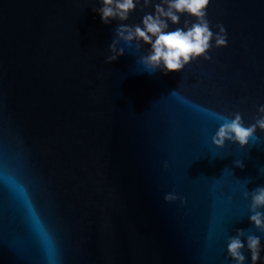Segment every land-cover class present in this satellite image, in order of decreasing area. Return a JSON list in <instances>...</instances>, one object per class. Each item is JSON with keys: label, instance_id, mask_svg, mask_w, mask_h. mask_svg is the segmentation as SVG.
I'll use <instances>...</instances> for the list:
<instances>
[{"label": "water", "instance_id": "obj_1", "mask_svg": "<svg viewBox=\"0 0 264 264\" xmlns=\"http://www.w3.org/2000/svg\"><path fill=\"white\" fill-rule=\"evenodd\" d=\"M100 7L0 0V264H235L238 229L245 245L260 237L264 264L244 196L264 186V131L218 148L223 121L201 111L239 112L245 126L260 115L264 0H210L227 46L213 40L211 60L167 74L139 62L143 42L121 41L106 63L121 22L103 23ZM151 12L137 5L123 23Z\"/></svg>", "mask_w": 264, "mask_h": 264}, {"label": "clouds", "instance_id": "obj_2", "mask_svg": "<svg viewBox=\"0 0 264 264\" xmlns=\"http://www.w3.org/2000/svg\"><path fill=\"white\" fill-rule=\"evenodd\" d=\"M102 7L93 9L98 12L103 23L108 24L112 20H119L121 23L115 29L116 39L109 45L111 55L107 56L106 63L116 61L125 54L123 47L118 44L123 41L132 44L135 41L136 50L139 51L143 45H150L146 55L140 57V63L146 66L149 73L157 70L167 74L169 72H181L190 62L203 58L211 60L208 54L212 49V41L215 47H226L228 43L227 32L222 25H217L219 31L214 33L211 30L210 21L207 18V8L210 0H101ZM140 5V10L154 8V12L144 14L140 24L128 25L130 14ZM187 15L195 18V22L184 20L183 27H176L169 30V22L179 25L181 16ZM143 42V45L141 44ZM173 95L180 99L179 93ZM204 111L219 121H223L212 142L218 148H222L226 141L238 143L241 147L247 145L259 128L264 131V105L258 108V117L255 123L245 126L244 120L239 112L225 115L222 113L202 108ZM235 166L243 168L242 161H236ZM251 195L250 222L257 229L264 231V186L255 190L245 192L247 198ZM181 199L175 193H168L165 200L168 202ZM183 202V201H182ZM245 236L243 229H238L236 235L229 237L227 253L235 261V264H245L246 256L243 249L247 247L251 264H258L261 260V239L256 235H247L246 245L241 237Z\"/></svg>", "mask_w": 264, "mask_h": 264}]
</instances>
